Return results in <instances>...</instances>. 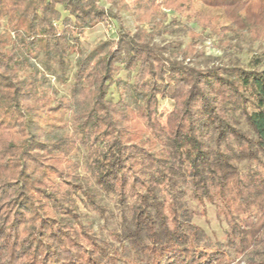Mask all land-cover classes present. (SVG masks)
I'll return each mask as SVG.
<instances>
[{
	"label": "trees",
	"instance_id": "trees-1",
	"mask_svg": "<svg viewBox=\"0 0 264 264\" xmlns=\"http://www.w3.org/2000/svg\"><path fill=\"white\" fill-rule=\"evenodd\" d=\"M108 2L0 0V264H264L261 59L196 68L145 28L160 32L169 9L212 31L257 30L252 10L264 21V0ZM101 20L117 24L116 40L83 50L81 36ZM76 51L70 96L57 97L35 60L61 78ZM161 98L171 102L165 126ZM68 115L72 132L63 130ZM79 145L97 186L116 196L117 244L83 221L79 200L107 212L70 165ZM194 202L217 207L224 240L194 222Z\"/></svg>",
	"mask_w": 264,
	"mask_h": 264
},
{
	"label": "rangeland",
	"instance_id": "rangeland-1",
	"mask_svg": "<svg viewBox=\"0 0 264 264\" xmlns=\"http://www.w3.org/2000/svg\"><path fill=\"white\" fill-rule=\"evenodd\" d=\"M125 1L130 7L135 5V0ZM101 4L106 8L111 6L108 0H101ZM256 9L255 7V10H252L255 13L252 15L251 21L257 24L263 23L264 25V21L258 19ZM167 11V18L163 19L160 32L152 31L149 25L145 26L147 31L146 38L152 43L166 47L172 58L190 66L203 69L221 65L250 67L259 58L261 62L258 68H264V30H261L264 26L259 29L256 28L257 30L238 28L235 31L227 32L212 31L203 28L187 16L179 17L175 13L170 12L169 9ZM63 14H66V12H63ZM120 15L125 28L134 33L136 23L131 11L122 9ZM240 25L241 21L239 20V26L237 27H240ZM6 30V21H0V34ZM118 30V26L114 21L106 22L101 20L89 27L81 36V47L83 50H86L101 40H116ZM78 56L77 51L70 55L69 68L64 73V77L62 76L61 78H57L56 75L47 69L43 56L36 58V67L43 73H46L48 83L56 91L57 97L70 96V85L73 82ZM51 66L60 74L56 66ZM133 74L132 71H122L121 78L126 85L132 83ZM109 98L113 101L119 98V90L115 84L110 88ZM170 107V101L160 99L161 122L164 126L166 124V114L170 110ZM72 127V121L68 115L63 130L72 132ZM90 153V150L86 146L79 145L71 156L70 165L74 167L81 180L89 183L98 191L100 200L106 207L107 213L105 218L102 217L96 210L82 203V200H79L80 211L83 213V221L91 226L99 236L117 244L112 235V230L117 227L119 218L116 196L102 191L95 183L94 176L87 162ZM194 204L199 211L194 217V222L202 226L212 237L224 240L227 224L223 215L218 212L217 207L210 203H207L205 206L197 202H194Z\"/></svg>",
	"mask_w": 264,
	"mask_h": 264
}]
</instances>
